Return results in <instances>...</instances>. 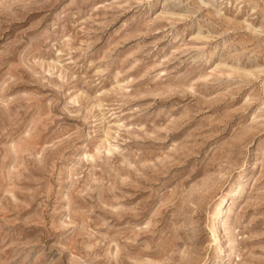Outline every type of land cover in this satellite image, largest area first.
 <instances>
[{
  "label": "rangeland",
  "instance_id": "1",
  "mask_svg": "<svg viewBox=\"0 0 264 264\" xmlns=\"http://www.w3.org/2000/svg\"><path fill=\"white\" fill-rule=\"evenodd\" d=\"M0 264H264V0H0Z\"/></svg>",
  "mask_w": 264,
  "mask_h": 264
}]
</instances>
